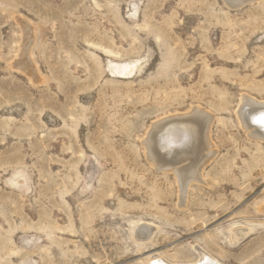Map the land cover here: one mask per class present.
I'll return each mask as SVG.
<instances>
[{
    "label": "rangeland",
    "instance_id": "374dc122",
    "mask_svg": "<svg viewBox=\"0 0 264 264\" xmlns=\"http://www.w3.org/2000/svg\"><path fill=\"white\" fill-rule=\"evenodd\" d=\"M244 95L264 102V0H0V264H264ZM194 107L214 154L181 202L144 142Z\"/></svg>",
    "mask_w": 264,
    "mask_h": 264
},
{
    "label": "bare ground",
    "instance_id": "6f19581e",
    "mask_svg": "<svg viewBox=\"0 0 264 264\" xmlns=\"http://www.w3.org/2000/svg\"><path fill=\"white\" fill-rule=\"evenodd\" d=\"M224 1L231 7H238L252 0ZM236 115L241 127L249 131V133L247 132L249 136L264 142V102H258L244 95ZM210 120L211 116L209 114L205 113L201 108L194 107L191 112L189 111V113L182 116H167L154 122L151 126V131H148V138L145 139L146 157L153 162L156 169L171 171L177 177L179 182L177 187H179L181 193V202H184L188 185L192 181L201 182V170L214 154L213 151L207 153L212 149L208 135ZM186 151H192L191 155L198 153L196 155L200 157L197 162L192 160L193 162H187V164L184 161L183 164L180 162L182 165L179 164L178 158ZM152 228L149 224H143L138 230V235L143 237L146 233L151 232ZM247 233L246 229L235 231L232 234L233 244L241 240ZM196 251L198 259L190 264L216 263L212 256L200 248H196ZM150 264L174 263L157 257Z\"/></svg>",
    "mask_w": 264,
    "mask_h": 264
}]
</instances>
